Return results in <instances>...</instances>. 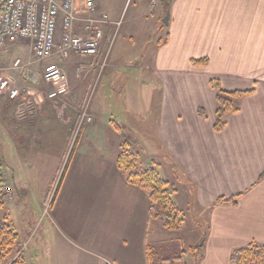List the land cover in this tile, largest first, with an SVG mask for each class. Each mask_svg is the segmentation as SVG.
Returning <instances> with one entry per match:
<instances>
[{
	"label": "crops",
	"instance_id": "obj_1",
	"mask_svg": "<svg viewBox=\"0 0 264 264\" xmlns=\"http://www.w3.org/2000/svg\"><path fill=\"white\" fill-rule=\"evenodd\" d=\"M168 1L152 9L149 0H140L125 25L128 0H112V7L99 0L100 10L120 22L105 29V37L112 29L114 38L106 58L112 65V119L108 102L104 111L95 112L89 95L107 68L102 64L107 45L93 58L54 59L72 86L80 62L92 64L93 76L72 88L67 101H49L50 85L38 103L53 114L54 127L36 139L39 153L59 157L50 178L52 188L58 185L51 208L64 240L89 255L73 264H151L150 224L155 220L149 216L147 193L128 183L117 166L123 144L140 155L141 169L154 168L168 182L184 214L182 229L172 233L183 245L179 264H230L233 251L264 245V0ZM147 46L152 49H142ZM151 85L158 88L152 105ZM218 88L249 93L236 102L239 111L227 116L221 132L214 129ZM86 96L93 122L80 126L69 104L83 109ZM32 141L19 148L16 142L7 144L14 155V202L21 195L16 180L26 185L20 178L33 168L21 157H33ZM234 197L236 205H215ZM160 228L154 229L155 240ZM67 256L65 245L58 243L46 264H68Z\"/></svg>",
	"mask_w": 264,
	"mask_h": 264
},
{
	"label": "rangeland",
	"instance_id": "obj_2",
	"mask_svg": "<svg viewBox=\"0 0 264 264\" xmlns=\"http://www.w3.org/2000/svg\"><path fill=\"white\" fill-rule=\"evenodd\" d=\"M139 1L140 0H128L127 8L122 17V21L125 25L130 21V17L136 8V5L138 4L139 6ZM165 3L168 4L169 1ZM106 4L107 6L112 7V0H106ZM163 21L165 23V18ZM164 23L163 26H165ZM110 36L112 37V29L104 40L103 45H107V48L108 45L111 44V41H107V38L109 39ZM21 43L8 47L0 59V69H5L4 73L22 89V97L26 98L25 100L20 97L15 101H10L4 97L0 98V162L3 164L5 186L11 189L10 191H5L6 204L9 206L5 205L4 209L0 210V223L8 224L18 235L16 246L13 247L7 260L3 264H46V260L47 263H50L51 257L48 259V255L51 256V248L58 243L65 245L68 255V264H73L76 258L84 257L85 252H78V248L73 245L72 241L67 239V237H65L66 239L64 240L59 229L61 222L56 219L58 217L56 213L54 214V210L49 204L58 187V185H56V187L53 186V188L51 187L50 178L58 165L59 157H49L48 155L40 154L39 151L41 148H39V145H37L38 142H36V139H41L46 132L54 128L51 127L52 122L50 121V117H52L53 114L47 112V110L45 111L43 109L44 106L42 108L38 104L40 102L43 103L42 100H44V98L41 95H44L45 97V92L50 90V85L45 83L41 76L44 67L47 64L56 63L59 65L60 63L54 59L48 60L43 64L37 63L32 69L30 68L26 73L22 74L11 70L12 64L16 58H21L24 61H27L30 58L28 44L24 43L21 45ZM140 49V44H137L135 50L138 51ZM142 49L151 50L152 47L147 46L146 48L142 47ZM107 57L108 54L106 51L104 53V58L102 59V64L105 62L104 66H107V68L104 71H101V68L99 69L101 74L98 79L94 80L89 95L90 103H93L95 112H98L100 107L101 110L104 111L106 109L105 102H108L107 109L110 111V118L112 119V65L111 59H108L107 61ZM83 58L86 59L88 57ZM91 67L92 64L90 63L82 64V62H80L78 64L77 68L74 70L75 73H72L73 86L67 75L71 89H76V86L81 81L91 79L90 77L93 76ZM148 79L151 81L150 83H152L153 80L150 74L148 75ZM156 91H158V88H153L151 85L148 95V97L150 96V104L153 101L154 93ZM72 93L73 90L69 97L63 99L67 101V99L72 96ZM36 94L38 95L37 97L35 96ZM35 97L39 102H35ZM85 101V108L83 109L69 104V108L72 112L80 117V126L93 122V117L88 112L87 105L89 104V98L87 96L85 97ZM83 114H86V118H83ZM87 117H89L91 121H89ZM55 129L59 130L56 127ZM17 135H20L18 139H16ZM29 139L33 140V146L30 148V152H32L30 156L33 155V157L29 158V155H22L21 157L27 160L28 164L26 165H32L33 168L30 170L27 168L26 170L30 172L26 173L27 176H25V178H20L21 184L27 183L26 185H19L18 179L16 180V186L21 191V195L14 202V192L12 188L13 152L11 150L9 151L8 147L11 146H7V144L11 145V143L13 144V142H16L18 148L20 146L24 147V142H27ZM23 149L22 151H24ZM3 155L5 156L7 163H5ZM144 159L147 161V157H143V162ZM29 173L32 174V177H28ZM16 204H21V206L18 207ZM64 221L66 222V225H69L71 219L68 217L64 219ZM156 227H161V230L155 240L153 234ZM150 228V236H152L150 237L149 242L151 264H177L179 260L183 261V245L178 241V235L165 230L162 227V224L158 221H152ZM87 257H89V255L85 253V258Z\"/></svg>",
	"mask_w": 264,
	"mask_h": 264
},
{
	"label": "built area",
	"instance_id": "obj_3",
	"mask_svg": "<svg viewBox=\"0 0 264 264\" xmlns=\"http://www.w3.org/2000/svg\"><path fill=\"white\" fill-rule=\"evenodd\" d=\"M161 0H149L155 9ZM3 10L0 15V59L5 50L24 42L30 49V58H16L11 70L26 73L35 64L48 60L66 61L71 56L96 57L104 40L105 29L120 22H112L107 13L101 12L99 0H0ZM116 35V34H115ZM109 55L114 38L110 36ZM0 69V98L10 101L22 96V89ZM42 79L53 87L47 94L51 102L71 95L68 76L56 63L47 64ZM86 118V114H83ZM89 121L91 119L87 117ZM11 189L5 187V191Z\"/></svg>",
	"mask_w": 264,
	"mask_h": 264
},
{
	"label": "trees",
	"instance_id": "obj_4",
	"mask_svg": "<svg viewBox=\"0 0 264 264\" xmlns=\"http://www.w3.org/2000/svg\"><path fill=\"white\" fill-rule=\"evenodd\" d=\"M168 5V4H167ZM3 5L0 4V15ZM195 65L205 66L206 61H193ZM218 87V86H217ZM248 92H226L218 88L217 109L214 129L221 132L226 128L227 116L239 111L236 102ZM117 166L127 175V181L131 185L140 188L147 193L151 220L158 221L163 228L169 232H177L184 224V214L172 199L169 184L154 168L141 169L140 155L132 153L125 144L117 160ZM264 179V172L260 178ZM5 177L3 164L0 162V210L6 205L5 200ZM53 199L50 202V206ZM236 205L237 197L219 199L215 205ZM18 235L13 228L6 223H0V264H3L13 247L16 246ZM179 264V263H178ZM230 264H264V245L251 243L250 245L237 249L230 256Z\"/></svg>",
	"mask_w": 264,
	"mask_h": 264
},
{
	"label": "water",
	"instance_id": "obj_5",
	"mask_svg": "<svg viewBox=\"0 0 264 264\" xmlns=\"http://www.w3.org/2000/svg\"><path fill=\"white\" fill-rule=\"evenodd\" d=\"M162 1L167 2V0H162ZM168 19H169V13L167 12L166 17H165V24H168L169 22Z\"/></svg>",
	"mask_w": 264,
	"mask_h": 264
}]
</instances>
